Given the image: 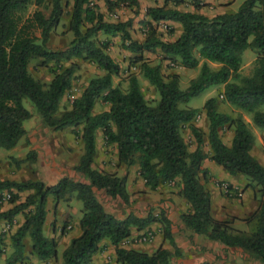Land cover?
<instances>
[{"label":"trees","instance_id":"1","mask_svg":"<svg viewBox=\"0 0 264 264\" xmlns=\"http://www.w3.org/2000/svg\"><path fill=\"white\" fill-rule=\"evenodd\" d=\"M160 1L159 5L145 8L144 38L136 41L128 32L130 18L105 21L93 0H71L67 11L64 9L67 4L61 0H47L46 16L35 9L25 19L18 12L30 3L40 5L44 0H0V148L8 150L24 136L23 122L32 115L24 106L26 101L44 126L53 130L69 127L72 135L80 140L82 152L72 169L87 180L80 182L62 176L49 185L39 179L0 180V191L8 193L7 202L11 204L6 210H0V220L11 223L17 214L23 218L8 236L10 251L4 264L22 260L25 237L30 241L31 253L39 261L56 257V239L42 232L46 203L48 196L56 201L70 195L81 203L80 233L69 240L55 264H92L91 257L102 239L108 240L115 257L113 263L105 264H178L173 260L181 253L171 234V222L161 208L155 213L149 209L144 216L130 212L119 218L107 212L94 195L93 187L118 198L126 206L130 203L124 176L97 170L91 165L96 129H100L104 144L115 146L119 163L126 167L137 165V173L149 190L179 178L178 193L188 205V210L179 218L187 230L227 247L240 248L264 264V167L249 153L253 135L240 114L218 112L213 97L204 101L209 159L228 174L243 176L247 180L244 187L252 190L257 202L255 210L243 219L244 223L252 224L251 230L245 232L233 227L234 218L212 217L209 192L201 181V176L205 181L206 174L201 168L203 132L192 123L198 109L179 107L207 88L221 84L223 101L250 114L251 122L264 130V0H243L235 11L211 17L179 10L176 6L184 0ZM102 2L107 11L120 5L137 6V0ZM190 4L195 9L203 5L199 0H191ZM64 13L72 38L62 49H49L48 35ZM157 22L177 23L180 31L174 39L163 41L156 34ZM32 27L39 29L38 36L33 34ZM172 31L171 27L167 30ZM97 33L119 36L120 47L132 55L129 64L157 92L154 104L144 99L139 81L132 73L127 75L124 89L112 84V77L119 74V66L105 51L107 41H97ZM246 48L256 53L254 65L249 75L239 76L241 53ZM156 51L187 69L196 68L201 59L197 75L185 88H180L177 73L164 78L159 65L149 64L143 56L144 52ZM33 58L41 59V65L51 73L47 83L40 82L28 71V63ZM73 58L92 62L103 73L90 78L69 107L59 112V101L70 88L77 69ZM207 61L218 66L210 68ZM97 100L106 103L108 108L93 113ZM183 127L195 141L192 151H188L181 136ZM223 128L232 130L229 145L219 136ZM11 159L19 165L33 161L35 153L28 150L24 159ZM29 190L18 201V193ZM154 222L159 224L162 240L172 251L159 245L147 253L120 245L132 228L142 230ZM5 237V232L0 231V257L5 251Z\"/></svg>","mask_w":264,"mask_h":264},{"label":"crops","instance_id":"2","mask_svg":"<svg viewBox=\"0 0 264 264\" xmlns=\"http://www.w3.org/2000/svg\"><path fill=\"white\" fill-rule=\"evenodd\" d=\"M235 0H215V4L211 3L210 6H207V0H200V3L203 4L200 8L195 9L191 5L186 11L196 12L203 14L207 17H211L216 14L223 12H233L230 8L233 5ZM239 6V5H238ZM172 24V22H168ZM207 63H212L207 61ZM222 88L220 89V91ZM194 108V107H193ZM202 117V118H201ZM204 112L200 110V113L195 117L192 123L200 128L203 132L202 136V145L201 150L204 154V158L201 162V168L205 169V181H203L201 176V181L204 183L205 188L209 192L210 196V213L213 218L217 220H224L226 218H234L233 223H242L243 219L248 217L256 208L257 202L253 198L252 190L249 187H244L247 180L241 175L232 176L228 174L224 169L214 163L209 159L211 155L210 148L206 139V122L203 121ZM202 119L200 124L198 121ZM205 119V117H204ZM248 130L253 135V143L250 147L249 153L252 155L256 161L264 167V130L255 126L250 119L244 120ZM25 128V134L18 140V144L24 140L26 146L23 152L19 155H14V158L17 160L24 159L26 151L29 147L35 153V159L31 161L32 167L34 170H38L36 175H31L25 177L24 180H41L45 185L53 184L60 177L67 176L74 181L87 182L80 173L75 172L72 169V166L76 163L79 155L82 152V146L80 140L77 138L76 146L79 147V155L73 157L69 156L71 153L70 144H58L60 154L51 153L49 149L48 154L50 156V162L46 165L50 167L42 168V171L39 172L42 162L40 161V143L37 133L35 131L28 132L26 129V124L23 125ZM63 130V129H61ZM227 130V139L222 140L225 145H229L230 139L232 137V130ZM59 131V130H55ZM96 131V130H95ZM221 131L219 132V134ZM182 138L183 135L181 134ZM96 141L94 139L95 152L93 156V161L91 163L92 167L108 173H115L118 176L125 177V187L129 194V205H125L118 198H111L104 193L102 189L92 188V191L96 198L101 202L103 208L111 213L115 217L122 218L128 213H133L136 216H144L150 209V206H157L164 211L166 217L170 220V230L175 244L177 245L181 256L173 260L178 264H260V262L249 256L245 251L237 247H227L217 241L208 240L200 234H196L187 230L183 223L181 222L179 215L188 210V205L185 200L179 195L178 191L180 189L181 183L179 178H175L173 181L159 185L155 190H149L148 193H136V191L146 190V187L143 185V180L139 177L137 173V165L133 164L130 166H125L122 163H119L117 160L116 149L113 144L106 145L103 141V136L100 129L96 131ZM186 137L189 139L188 142L190 145H187L188 151H192L195 148V141L187 131ZM76 138V137H75ZM70 139V137L68 138ZM98 140V141H97ZM104 146L111 147L112 155L108 152L106 154H100L98 152V147L100 143ZM16 143V145H17ZM16 145L10 149H15ZM50 148V147H49ZM9 149V150H10ZM12 150V151H13ZM58 152V153H59ZM105 153V152H104ZM69 154V155H68ZM34 165V166H33ZM11 179V178H10ZM225 183L229 186L227 193H225L221 188L220 184ZM5 191H0V210H6L10 207V203L4 199ZM237 195V196H234ZM147 198V199H146ZM62 198L56 200L59 202ZM53 201V202H52ZM50 203H53L51 208L50 215L53 216L54 224L50 226V235L47 237H55L57 245L67 244L68 241L76 237L80 233L78 226V219L72 220L71 223L65 224L62 222L59 224L56 217H60L63 211L61 203H54V200L48 196L46 203V214L45 219L42 225V228L48 223V209ZM4 204L8 205L4 207ZM158 208V209H159ZM154 213V212H153ZM23 218L21 214H17L11 220V223H7L5 228L0 229L5 231L7 238L4 239L5 249L10 251L9 237L8 234L14 232L16 227L22 222ZM5 220H0V226ZM157 226L159 224L156 222ZM151 224L142 230H135L132 228L131 233L126 237L122 242L121 246L128 249H136L145 252H151L157 246L161 245L162 247L172 251V248L166 241L162 240L160 228L157 234L153 236L155 239L154 244L151 248H138L141 245V242H135L132 238L138 233H143L151 228ZM137 233V234H136ZM136 234V235H135ZM132 240V241H131ZM23 243V257L26 253L32 256L30 259L31 264H47L46 261H39L32 253L30 248V241L28 237H25L22 241ZM150 246V245H149ZM148 246V247H149ZM57 247V246H56ZM111 252V262H114V253L113 247L109 244L107 239H102L99 242L98 250L91 257L92 264H98L95 258L102 253ZM9 253V252H8ZM57 253V250H56ZM57 256V255H56ZM4 254L0 257V264H4ZM58 259V257H57ZM59 260V259H58ZM15 264H29L28 260H20Z\"/></svg>","mask_w":264,"mask_h":264},{"label":"rangeland","instance_id":"3","mask_svg":"<svg viewBox=\"0 0 264 264\" xmlns=\"http://www.w3.org/2000/svg\"><path fill=\"white\" fill-rule=\"evenodd\" d=\"M62 3H66L67 5L64 7V9L67 11L69 9L71 0H61ZM191 0H184L182 4L177 5L176 7L179 10H186L189 8ZM200 1V0H199ZM202 1V0H201ZM209 1L207 6H210L211 3L214 5L216 2L215 0H207ZM243 0H235L233 5L231 6V10L235 11L238 7V5ZM93 3L96 4V10L100 12L103 16V19L105 21H124L127 18L131 19L130 26L128 27V32L130 34V37L133 40L136 41H142L144 38V31L145 27L143 26L142 22L147 20V17L145 16V8L148 6H153L155 3L158 5L161 4V1L158 0L157 2H154L153 0H137V6H123L120 5L118 7H115L112 10L107 11L105 9V6L103 5L102 0H93ZM47 0H44V2L40 5H35L34 3L28 4L24 9H21L18 14L21 17V19L28 18L33 10L38 9L41 10V12L46 16L48 13V7L46 8ZM170 6V4H168ZM192 6V5H191ZM193 7V6H192ZM67 15L64 13L62 17L60 18V21L58 24L50 31L48 35V39L46 42V46L49 49L52 50H58L62 49L65 46L68 45L69 41L72 38L71 32L67 28ZM156 27V34L158 35L159 39L163 41L172 40L174 39L179 31L180 26L177 23H168V22H157L154 24ZM172 28V33H168L167 30L169 28ZM31 31L36 36L39 35V29L32 27ZM96 39L98 42L100 41H107V46L105 51L109 54V56L118 64L119 66V74L118 76L112 77V84L116 85L119 84L122 89H124L127 85V75L132 73L136 76V78L139 81L140 90L144 97V99L149 104H154L157 99L158 95L155 89L141 76L140 72L135 66H131L129 64V58L131 53H129L127 50L122 49L120 47V40L119 36H106L102 33H97ZM255 51L251 48H246L241 53V63L240 67L238 69V75L239 76H247L251 73L253 65H254V59H255ZM143 56L145 57L146 61L151 64H158L161 70V73L163 77H167V75L171 73H177L179 76V87L185 88L189 80L194 78L197 75L198 72V66L201 62V59H199L198 66L194 69H187L180 67L176 62L166 59L163 57V55L160 53V51H156L154 53H147L144 52ZM41 59L33 58L28 63V71L31 73V75L39 80L42 83H47L49 79L51 78V73L47 70V68L43 65H41ZM72 61L77 65V69L75 71V76L73 80L71 81L70 88L63 94L61 97L59 104H58V110L59 112L63 111L64 109H67L70 105V102L72 99L79 96L81 90L86 85L87 81L92 78L93 76L101 75L103 73V70L98 68L94 63L89 62L87 60L81 59V58H73ZM65 65V64H64ZM210 68H216L218 65L216 63H208ZM231 81V80H229ZM237 81V80H236ZM223 88V85H215L207 88L206 90L202 91L198 95L191 97L186 103H180L179 107H191L198 109V114L200 113V110L203 111V103L204 101L209 98L213 97L215 98V107L218 112H222L225 114H229L231 116H235L240 114L242 118L245 120L250 119V114L241 111L240 109L236 108L233 105H230L223 101L221 97V91L220 89ZM24 106L31 110V117L23 122V125L26 124V129L28 132L33 133L35 131L37 133V136L40 143V161L42 162V165L40 166L39 172L44 171V168L50 167V165H46V163H49L50 156L47 155L49 149H51V153L57 155L60 154L58 144H61L63 146L64 144H70L71 153L69 156L73 157L76 155H79V147L76 146L77 138L72 135L70 132V128H64L63 130L55 131L49 127L44 126L38 116L35 112H33L32 107L29 105L28 102L24 101ZM108 108V105L106 103H103L99 100H97L93 106L92 112L96 113L101 110H105ZM197 114V115H198ZM196 115V118H197ZM202 118V117H201ZM203 117V121H204ZM200 124L202 123V119L198 121ZM206 122V120H205ZM79 129V128H78ZM227 128H223L221 130L220 136L223 140L227 139ZM97 131V129H96ZM96 131L94 133V139L96 141ZM188 129L186 127H183L181 130V134L183 135V139L186 142L187 145H190L188 142V138L186 137ZM70 137V139H68ZM98 141V140H97ZM26 144L24 140H22L19 144L17 143L15 149H2L0 148V180L7 179V180H15V181H23L25 177L36 175L38 173V170H34V167H32L31 161H23L19 163V165H16L13 161L14 155H19L20 152L22 153ZM50 147V148H49ZM13 150V151H12ZM32 150L31 147L27 149ZM26 151V152H27ZM59 152V153H58ZM98 152L100 154H106L107 152L112 155L111 147L104 146L103 141L100 143V146L98 147ZM105 152V153H104ZM17 160V159H16ZM34 166V165H33ZM11 178V179H10ZM149 189L146 187V190H138L136 191L137 195L138 193H148ZM31 192L29 191H22L18 193V201H22L27 193ZM237 196V195H234ZM52 198V196H49ZM9 198L8 193L5 192L4 199L7 201ZM64 202L62 200L54 201V203H61V206L63 208L62 214L59 217H56L55 220L59 224L62 222H65V224L71 223L72 220H75L76 218H79L80 216V208L81 203L79 200H77L74 196H67L63 198ZM147 199V198H146ZM53 202V201H52ZM8 203V202H7ZM11 205V204H10ZM8 205L4 204V207H7ZM53 206V203H50L49 209H48V223L45 225L44 228H42V232L44 235L49 236L50 235V226L54 224L53 216L50 215L51 208ZM157 206L153 205L150 206V209L152 212L158 211ZM156 222L151 224V228H149L147 231H144L143 233H150V237L148 240L142 241L141 245L138 246V248H151V246L154 244L155 239L153 236L158 233L160 226H157L155 224ZM2 226H0V229L5 228L7 222L3 221ZM233 227L238 230H242L245 232H249L252 228V224L247 223H232ZM1 231V230H0ZM5 232V231H3ZM6 234V233H5ZM137 234V233H136ZM135 234V235H136ZM142 234V233H140ZM138 233V235H140ZM10 233L8 234V236ZM137 236V235H136ZM135 237V236H134ZM133 237V238H134ZM7 238V236L5 237ZM55 238V237H54ZM56 239V238H55ZM29 240V239H28ZM132 241V240H131ZM69 242V241H68ZM167 243V242H166ZM68 244V243H67ZM67 244H59L56 247L57 250V256L55 258H50L47 260V264H55L60 261V254L63 248ZM150 245V246H149ZM149 246V247H148ZM154 250V249H153ZM152 250V251H153ZM8 249H5L4 256L8 254ZM149 253V252H147ZM58 257V259H57ZM5 258V257H4ZM32 258L31 255L26 253L25 257L22 258V260L26 259L28 260L29 264H31L30 259ZM21 260V261H22ZM95 260L98 264H105L106 262H111V252H106L99 254ZM4 263V260H3ZM262 264V263H260Z\"/></svg>","mask_w":264,"mask_h":264},{"label":"built area","instance_id":"4","mask_svg":"<svg viewBox=\"0 0 264 264\" xmlns=\"http://www.w3.org/2000/svg\"><path fill=\"white\" fill-rule=\"evenodd\" d=\"M220 188L226 193L228 191V189H226V184L225 183H221L220 184ZM150 237V233H142L140 235L135 236L134 238H132L135 242H142L145 240H148Z\"/></svg>","mask_w":264,"mask_h":264}]
</instances>
